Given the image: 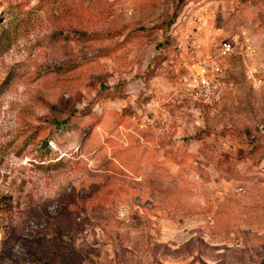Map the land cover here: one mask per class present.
<instances>
[{
  "label": "rangeland",
  "instance_id": "1",
  "mask_svg": "<svg viewBox=\"0 0 264 264\" xmlns=\"http://www.w3.org/2000/svg\"><path fill=\"white\" fill-rule=\"evenodd\" d=\"M0 264H264V0H0Z\"/></svg>",
  "mask_w": 264,
  "mask_h": 264
},
{
  "label": "built area",
  "instance_id": "2",
  "mask_svg": "<svg viewBox=\"0 0 264 264\" xmlns=\"http://www.w3.org/2000/svg\"><path fill=\"white\" fill-rule=\"evenodd\" d=\"M222 51H228L231 48L230 42H222ZM219 70V62L216 59L209 61L198 60L193 61L188 68L187 81L192 83L197 92H201L206 96L211 93L214 85V77Z\"/></svg>",
  "mask_w": 264,
  "mask_h": 264
}]
</instances>
